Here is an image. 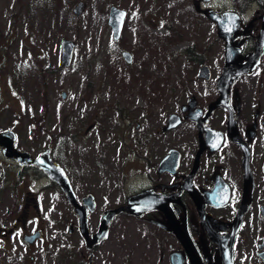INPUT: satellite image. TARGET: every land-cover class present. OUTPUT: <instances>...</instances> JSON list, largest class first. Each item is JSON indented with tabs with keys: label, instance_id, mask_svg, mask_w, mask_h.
Masks as SVG:
<instances>
[{
	"label": "rangeland",
	"instance_id": "obj_1",
	"mask_svg": "<svg viewBox=\"0 0 264 264\" xmlns=\"http://www.w3.org/2000/svg\"><path fill=\"white\" fill-rule=\"evenodd\" d=\"M80 1L86 6L77 16L73 9ZM113 5L127 11L118 40L109 25ZM201 6L207 5L200 0H0V131L14 130L16 145L34 156L52 146V157L68 171L78 197L87 191L97 196L92 232L102 212L121 203L145 169L146 162L126 157H163L173 136L161 129L170 113H180L187 90L206 101L216 95L212 87L223 66L224 41ZM211 6L223 11L232 9V2L214 0ZM63 37L77 44L69 66L62 64ZM167 37L172 43H165ZM183 49L203 55L214 72L209 82L195 78L200 63ZM124 51L132 53L131 63ZM255 74L259 79L249 78L254 83L243 95L247 111L256 100L264 109V59ZM216 117L221 125L224 111ZM261 183L264 199V178ZM45 196L40 221H46L47 237L31 249L18 236L0 243V264H76L87 251L77 227L67 231L78 222L65 197ZM22 198L23 193L17 201ZM0 200V218H8L13 198L4 193ZM248 223L252 233L259 231L255 211ZM150 229L120 214L94 264H170L169 249L150 237Z\"/></svg>",
	"mask_w": 264,
	"mask_h": 264
},
{
	"label": "flooded vegetation",
	"instance_id": "obj_2",
	"mask_svg": "<svg viewBox=\"0 0 264 264\" xmlns=\"http://www.w3.org/2000/svg\"><path fill=\"white\" fill-rule=\"evenodd\" d=\"M200 1L201 3L205 2L207 5L201 6V11L206 17H208L210 9L219 13L234 11L239 14L240 29L238 33H243L246 28L247 30L244 35L235 40L234 44L241 49L242 55L247 57L256 47L257 38L262 28V6L256 0H251L249 4L246 3L249 0H230L232 9L222 11L221 8L211 6L214 0ZM254 6L256 8L253 10L252 7ZM208 19L210 18L208 17ZM211 21L218 29L217 23L214 20ZM224 53L225 41L224 62L217 79L223 71ZM263 59L264 55L260 65ZM198 63H200V67L203 65L210 67L212 79L214 76L212 67L205 60ZM256 70L237 78L231 87L230 105L237 120L240 144L233 140L229 131L230 111L228 107L221 106L216 109L207 122L202 125L199 121L190 118L192 114H196L198 108L202 109L204 115L208 106L219 96L216 79L215 86L212 87L213 92L216 94L213 100L206 101L201 98L199 93L198 95L197 92L188 89V95L180 103V113H178L181 118L180 124L170 130H165L164 128L168 125L167 119V123L161 130L168 135L172 133V139L176 144H170L173 141L167 142L166 146H168L163 157H126L131 160L144 161L146 166L134 179L137 186L130 190V193L126 191L127 194L124 195V199L114 207L124 205L128 203L129 198H133L134 201L142 202L141 205L138 204L139 207L148 208L140 216L128 214L149 225L151 228L150 237L159 245L162 244V246L169 249L170 264H172L170 254L173 251L182 253V264H193L184 243L179 239L176 231H180L184 237L188 233L204 264L226 263V260L221 257V248L218 241H225L224 243L227 246L233 242V264H264V215L261 212L264 199L260 198L259 194L261 188H263L261 181L264 178V109L261 107L259 100H256L257 105L250 111H247L243 105L245 102L243 95L250 91L254 83V79H251V81L248 79L253 76H256L255 79H259V75L255 74ZM195 78L207 82L211 80L200 78L198 73ZM262 80L264 81V75ZM191 99L196 101L193 107L189 105ZM219 110H223L225 113V121L221 125L217 124L216 117V112ZM139 127L140 123L137 125V128ZM208 128L216 131L211 132ZM217 131L222 134L219 145L217 143L220 134ZM208 134L211 137L209 141L212 143L211 148L207 146L208 148L202 152L199 159V168L192 177L191 182H188V175L193 169L197 153L201 145L207 144ZM165 138H168V136H165ZM216 145L218 146L216 147ZM171 149L180 151L179 164L174 172L168 168L161 171L159 169L160 164ZM0 153L3 155L1 150ZM244 157H248L247 166ZM2 158L5 164L0 166V194L5 193V197H12L14 207L10 209L11 212L8 214V218H0V243L9 242L15 236H18L24 244L28 245V249L34 248L38 241L47 237L46 221H40V217L43 216V208L47 203L45 194L49 192L59 194L65 197L66 200L67 198L60 185L49 178L41 169L32 165L22 166L14 158L5 156ZM51 158L64 168L72 184L69 173L62 163L56 157ZM246 170L250 171L252 175L250 207L244 213L240 222L234 225L243 202ZM73 188L76 192L74 186ZM22 193V201L18 202L17 196L22 195ZM88 194L94 196L95 212L98 207V199L93 192L87 191L79 197L77 195L78 200L82 202ZM69 205L72 207L70 203ZM202 210L212 221L210 228L212 235L202 223L200 214ZM254 211L261 222L257 233H252L251 225L253 223H248V217ZM33 222L35 224L31 226ZM32 235H37V238L33 242L27 241L26 236ZM99 245L94 247L93 264ZM90 253L91 251L88 248L87 251L81 252L76 264H88L87 256Z\"/></svg>",
	"mask_w": 264,
	"mask_h": 264
},
{
	"label": "water",
	"instance_id": "obj_3",
	"mask_svg": "<svg viewBox=\"0 0 264 264\" xmlns=\"http://www.w3.org/2000/svg\"><path fill=\"white\" fill-rule=\"evenodd\" d=\"M210 1V0H204ZM263 8V12L261 15L262 19V28L257 38L256 47L254 50L247 56L244 57L241 53V49L237 47L234 43L238 37H241L246 33L247 28L243 33H238L240 29V16L237 12L234 11H226L223 13H219L213 9H210L208 12V17L211 20H214L218 26V34L225 41V63L223 67V71L217 79V89L219 90V96L214 100L209 106L205 114H202V109L198 108L196 110V114H192L190 118L193 120H197L200 124H204L207 122L208 118L212 115V113L221 106L228 107L229 114V131L233 140L239 142V133L237 128V120L235 118L234 112L230 105V93L233 82L242 75L252 73L257 67L260 65L262 57L264 55V0H256ZM85 2L80 1L73 9L74 13L77 16H80L85 9ZM127 16V11L122 9L116 5L110 7L109 10V25L112 28L113 36L116 40L120 39L123 33V28L125 24V19ZM76 42L72 39L63 37L61 39V49H62V64L64 66H69L74 57V53L76 50ZM123 56L128 63H131L133 60L132 53L129 51H124ZM198 76L200 78H204L206 80L211 79V70L208 65H203L199 68ZM62 96H66V92H62ZM195 99H191L189 105L191 107L195 106ZM190 116V115H189ZM181 122L180 114L173 112L169 115L168 125L164 128L165 130H170L176 126H178ZM209 129V128H208ZM211 132L216 131L213 129H209ZM218 132V131H217ZM220 138L218 140V145L221 141V133ZM207 144L201 145L200 150L197 153L196 160L193 166L191 173L188 175V182H191L192 177L196 173L199 168V159L202 152L210 147V134H208ZM17 135L12 129H5L0 131V150H2L5 157L14 158L18 163L22 166L32 165L39 169H41L49 178L53 181L57 182L62 190L65 193V196L68 202L72 205L74 214L77 216L76 225L75 222H71L67 231L69 233H73L75 227H77L79 233L84 238L86 242L87 248L91 251L88 256V264H93L94 258V247L96 245L101 244L104 240H106L110 233V226L112 221L122 213H130L134 215H142L148 208L139 207L142 202L134 201L133 198L128 199V203L106 209L100 218V224L98 229L95 232H91L89 228V218L90 214L95 210V202L93 194H88L85 196L80 202L78 200L77 194L70 182V179L64 170V168L55 162L51 157L52 146L43 152H41L38 156L32 155L30 152L26 150H21L16 145ZM216 145V147L218 146ZM208 146V147H207ZM215 147V148H216ZM180 151L177 149H171L170 153L166 156V158L161 162L159 169L163 171L168 168L174 172L176 166L179 164ZM244 162L246 166L248 165V157H244ZM252 175L250 171L246 170L245 175V192L243 195V202L240 207V210L236 217V222L234 225L239 223L244 213L250 207L251 196H252ZM146 201V200H145ZM139 202V203H138ZM140 204V205H138ZM261 212L264 215V205L261 206ZM202 223L204 227L211 234L210 228L212 226V221L210 218L206 216L203 210L200 212ZM178 233L179 239L184 243L191 261L193 264H204L202 259L200 258L196 247L194 246L191 238L188 233L184 237L180 231H176ZM212 235V234H211ZM37 238V235L26 236V240L29 242H33ZM223 243L225 241H222ZM218 241L221 248V257L226 260L225 264H233V255H232V243L227 246L226 243H222ZM223 244V245H222ZM170 261L172 264H182L183 255L180 251H173L170 254Z\"/></svg>",
	"mask_w": 264,
	"mask_h": 264
},
{
	"label": "trees",
	"instance_id": "obj_4",
	"mask_svg": "<svg viewBox=\"0 0 264 264\" xmlns=\"http://www.w3.org/2000/svg\"><path fill=\"white\" fill-rule=\"evenodd\" d=\"M250 2H251V0L247 1L246 3L249 4ZM172 40L173 39L167 37L166 38L167 42H165V43H172ZM177 40H175V41H177ZM182 52L184 53L185 56H187V58L189 60H195L198 62H201V60H203V55L201 53H199L198 51H193L192 49H183ZM81 264H83V263H81Z\"/></svg>",
	"mask_w": 264,
	"mask_h": 264
},
{
	"label": "snow or ice",
	"instance_id": "obj_5",
	"mask_svg": "<svg viewBox=\"0 0 264 264\" xmlns=\"http://www.w3.org/2000/svg\"><path fill=\"white\" fill-rule=\"evenodd\" d=\"M215 146V145H214Z\"/></svg>",
	"mask_w": 264,
	"mask_h": 264
}]
</instances>
